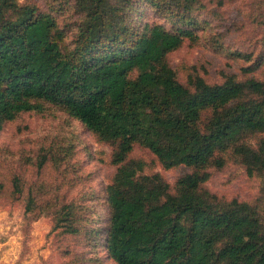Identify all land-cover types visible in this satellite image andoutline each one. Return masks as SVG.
<instances>
[{
  "label": "trees",
  "instance_id": "trees-1",
  "mask_svg": "<svg viewBox=\"0 0 264 264\" xmlns=\"http://www.w3.org/2000/svg\"><path fill=\"white\" fill-rule=\"evenodd\" d=\"M71 2L51 0L43 11L0 0V129L25 113L61 110L112 147L108 226L89 235H101L116 264H264V80L212 84L191 73L180 81L169 56L200 40L199 0ZM69 3L79 15L73 31L56 15ZM146 11L155 20L145 22ZM231 54L251 63L245 74L264 61V52ZM136 145L164 169L188 173L174 187L146 174V163L130 158ZM229 161L261 179L254 203L205 188ZM14 187L23 193L18 179ZM37 204L30 194L26 213ZM55 215L57 227L80 232L74 205Z\"/></svg>",
  "mask_w": 264,
  "mask_h": 264
},
{
  "label": "rangeland",
  "instance_id": "rangeland-1",
  "mask_svg": "<svg viewBox=\"0 0 264 264\" xmlns=\"http://www.w3.org/2000/svg\"><path fill=\"white\" fill-rule=\"evenodd\" d=\"M199 1L204 5L199 14L207 23L199 31L200 40L185 42L169 56L180 81L186 83L191 73H199L212 84L230 75L264 80V61L254 73L245 74L251 63L231 54L242 52L258 59L264 52V0ZM19 2L45 11L51 0ZM71 3L67 11L56 15L62 27L73 31L79 15ZM143 20L152 22L155 17L146 11ZM252 142L255 145L256 140ZM130 158L144 161L146 174L160 173L172 187L189 171L164 169L155 155L139 145ZM116 169L112 147L64 111L25 113L6 124L0 129V264H116L101 245V235L97 239L89 235L92 228L94 232L107 229L105 188ZM16 179L23 193H14ZM205 188L228 201L254 203L260 196L261 179L229 161L225 168L211 170ZM32 193L39 207L27 214ZM48 205L51 209L42 211L41 206ZM64 205H74L80 218L78 234L57 227L55 212Z\"/></svg>",
  "mask_w": 264,
  "mask_h": 264
}]
</instances>
